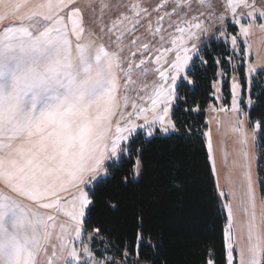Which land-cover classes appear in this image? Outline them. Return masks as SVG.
Wrapping results in <instances>:
<instances>
[{
  "label": "snow or ice",
  "instance_id": "obj_1",
  "mask_svg": "<svg viewBox=\"0 0 264 264\" xmlns=\"http://www.w3.org/2000/svg\"><path fill=\"white\" fill-rule=\"evenodd\" d=\"M199 4L211 8L208 0ZM227 6L245 37L253 24L241 23L239 7L251 9L250 21L257 12L264 19V9L248 0H228ZM109 7L100 0L101 12ZM162 7L149 11L134 3L129 14L119 11L128 9L120 4L117 17L105 23L86 21L78 0H0V264H127L117 259L127 250L97 256L81 240L84 218L95 206L89 186L108 177L109 162L130 154L138 134L178 131L170 113L179 89L194 82L196 60L207 63L197 42L208 25L196 16L183 21L187 27L174 23L176 9L185 7L175 0L164 28ZM140 26L146 33L137 36ZM258 27L264 31V23ZM230 40L235 52L238 37ZM225 55L215 64L230 62L232 56ZM232 79L233 131L241 137L242 160L233 162L238 179L230 169L229 191L220 192L230 197L224 205L226 264H234V252L238 264H264V196L259 205L257 199V183L264 182L253 179L254 157L237 107L240 85ZM204 136L213 160L211 131ZM140 168L137 159V174ZM60 216L66 219L57 223Z\"/></svg>",
  "mask_w": 264,
  "mask_h": 264
},
{
  "label": "trees",
  "instance_id": "obj_2",
  "mask_svg": "<svg viewBox=\"0 0 264 264\" xmlns=\"http://www.w3.org/2000/svg\"><path fill=\"white\" fill-rule=\"evenodd\" d=\"M234 26L232 32H236ZM206 64L195 61L194 81L179 89L172 109L178 131L134 137L130 154L112 166L108 177L89 186L94 207L87 212L84 237L94 234L92 248L97 256L118 250L127 264H226L224 229L227 212L222 205L204 136L206 111L215 102L213 83L226 69L222 84L224 104L232 92L230 77L237 73L243 97L248 89L244 65L233 67L235 54L224 40L212 39L202 48ZM230 62L215 64V60ZM247 105L241 101L250 123L259 125L257 173L264 182V70L252 78ZM142 149V151H137ZM141 168L136 174V161ZM260 191L264 194V183ZM114 205L115 207H111ZM95 229H100L97 233ZM236 264V263H235Z\"/></svg>",
  "mask_w": 264,
  "mask_h": 264
},
{
  "label": "rangeland",
  "instance_id": "obj_3",
  "mask_svg": "<svg viewBox=\"0 0 264 264\" xmlns=\"http://www.w3.org/2000/svg\"><path fill=\"white\" fill-rule=\"evenodd\" d=\"M104 2L108 3L110 5V7L108 9H105L103 12H101V10L99 8L100 0H78L79 6L82 7V14H83L85 20L86 21L96 20V21H102L105 23H109L112 19H115L117 17L118 10H117L116 6L120 5V4L128 5V9H119V11H128L129 14H131V12H130L131 5L134 3L141 5V7H147L149 9V11H152L153 9L158 8L159 6L163 5V7L159 11V15L165 16V19L163 22V27L167 28L168 23H169V18L167 15H165V13L172 12L173 8L175 7V0H167V2H166V0H104ZM183 2L185 4V7L176 9L175 14L172 16V21L174 23L180 22V26L187 27V24L184 23L183 21L191 20L193 16H196V17L202 19L203 22L208 25L209 30L207 33L203 34L201 36L200 40L197 42L198 46L201 49L210 40L217 39V40H224L227 43H229L230 48L233 51L230 37L232 35H236L238 37L237 46H236L235 52H233L235 54V59L233 60V67H234V69H236L240 65H244L245 75H246L247 84H248V89H247L248 93H247L246 102L248 100L247 104L248 105L251 104L252 100L249 98V89L251 86L253 76L256 74V72L258 70H261L264 68V51L262 50L263 48L261 46H257L256 43H254L255 47L253 48V53L251 54L250 50L246 48V45L248 44V46H251L253 44V41L255 42L254 37H250L252 35L251 34L252 31L253 32L255 31V33H260L262 35V37H264V31H262L258 27L259 24L264 23V19H261L259 16V12H257L256 18L254 20L250 21L247 17V12L251 9L245 8V7H239L237 9L236 15H237V18L240 19L241 23H243L245 26H247L248 23L253 24V27L250 29L248 36L245 37L244 35L241 34L240 31L238 32V30H240V29H238V27L240 28V24L235 23V21L233 20L232 13L227 6L228 0H208V4L211 5V8H209L207 5H205L203 7L200 6L199 0H183ZM89 4H91L92 7H88ZM248 4L249 5H255V8L257 10L264 9V0H248ZM209 12L212 13L211 16L208 15ZM201 14H204V15L201 16ZM221 15H223V17H224V19L222 21L218 19V17ZM152 19H153V29H154L156 27V24H155L156 16L153 15ZM234 26L237 28L236 32H232V28ZM217 29H219L220 31H224L226 33V36H221L219 31H217ZM97 30H98V27H97ZM172 31L174 32L175 30L173 29ZM193 31H195V29H193ZM145 33H146V26H140L137 28L135 35L140 36V35L145 34ZM148 39H150V37H146L145 42H147ZM260 40H262V39L260 38ZM258 41H259V39H258ZM262 41H264V40H262ZM125 43H127V40L125 41ZM258 44H259V42H258ZM132 50H134V49H132ZM125 55H130V52H126ZM139 59H140V56H139V54H137V56L135 57V60L137 63H138ZM250 66L254 67L255 71L249 72L248 69ZM221 73H223L222 70L219 72V75H220L219 78H221V79H219L215 83V92H218L217 88L221 90V86H222L224 76H225V73H223L222 75H221ZM233 77H235V82L240 85L237 73H234L231 75V84L233 82V79H232ZM150 79H151V77H150ZM239 91H241L240 87L237 89V103L239 101ZM174 105H175V103H174ZM174 105H173V107H174ZM173 107H172V109H173ZM172 109H171V113H170L171 115H172ZM250 128H255V125H254V127L251 126ZM208 131H211L212 141L214 139H216L215 135H213V127L211 125L209 126ZM232 134H233V137H229V140H228L229 145L234 140V133H232ZM252 134H254V133H252ZM235 137L237 139H236V142L234 144V149H233L232 153L235 156V158L238 159V161H241L242 158H241L240 152H241L242 145L240 144V140H239L240 135L235 134ZM247 150L252 155L251 141L249 138H248ZM256 154H257V149H256ZM257 160H258V154H257ZM224 169H225V167L222 168V173H221V169L219 172V173H221L220 175L222 178L221 179L222 182L225 181L223 184H221V186H219V189H218L219 195H220L221 191H224L226 194L229 191V188L226 184V177L223 176V170ZM136 174H137V171H136ZM238 177H239V174H236L235 179H238ZM253 177L255 178L256 181H259L257 169H255ZM262 196H264V194L261 193L260 184L257 183L258 205H259L260 198ZM220 197L222 200L223 207L225 204L229 203L230 197H227V196H220ZM225 210L227 212V209H225ZM64 219H66V218L63 216L58 217L57 223L63 221ZM83 229H84V225H83ZM84 235H85V233L83 231L82 235H81V240L84 243L88 244L89 247L93 251L92 241H93L94 234L90 233V234L86 235L85 237H84ZM79 244H80V242L77 241V247H79ZM106 256L110 258L109 255H106Z\"/></svg>",
  "mask_w": 264,
  "mask_h": 264
},
{
  "label": "crops",
  "instance_id": "obj_4",
  "mask_svg": "<svg viewBox=\"0 0 264 264\" xmlns=\"http://www.w3.org/2000/svg\"><path fill=\"white\" fill-rule=\"evenodd\" d=\"M5 23H7V21H5ZM238 29H240V28L238 27ZM239 31L240 30H238V32ZM251 34L252 35L250 37H254L255 42L253 41V44L251 46H248V44L246 43L247 44L246 48L249 49L250 53L252 54L253 48L255 47L254 43H256V45L261 46L263 48L262 50L264 51V41H262V40H264V37H262V35L260 33H255V31L254 32L252 31ZM260 38L262 40H260ZM258 39H259V41H258ZM258 42H259V44H258ZM232 74H234V73H232ZM219 76L220 75L218 74V79L213 83V91H214L213 97L215 99V102L210 104L207 108V111H206L207 128H206L205 132L208 131L210 125L213 127V135H215V137H216V139H214L212 141V146H213L212 157H213V160L215 162V169H216V171L214 172V175H215L217 185L221 186V184H223L225 181L222 182V180H221L222 178L220 175L221 173H219V172H220V169L222 171V168H224V167L229 168L231 166L230 165L231 160L228 157V153L231 152V154L233 155L232 151L234 149V144H235L236 139H237L235 137V134H238V133L233 131V128L236 125V114H234L232 112V96H231V100H230L229 104L225 105L224 104V95L222 92V86H221V90H219L218 92H215L214 85L219 79H221V78H219ZM238 78H239V76H238ZM230 84H231V77H230ZM240 88H241V91H239V101L237 103V107L240 110L239 111V118L241 120H243V130H244V132L247 133L248 138L251 141L252 155L254 157L252 159L251 166L253 167L252 168V174L254 176V171H255V169H257V163H258V160H257L258 151L256 154V149H257V138H258V133H259V127H257L258 124H256V123L253 125L250 123L248 115H247L245 109H243V107H242L241 101L244 97L242 94L241 84H240ZM247 93H248V90L246 91V97L244 98L245 102L247 99ZM249 98H250V95H249ZM247 102H248V100H247ZM247 102H246V104H247ZM221 108L227 109V111L226 112L218 111ZM254 125H255V128H250L251 126L254 127ZM232 133H234V140L232 141V145L230 146L228 140H229V137H233ZM252 133H254V134H252ZM205 139H206V144H207V138L205 137ZM240 139H241V137H240ZM233 158H235L234 155H233ZM213 160H210L211 164H212V169H213ZM253 179L255 180L254 177H253ZM219 186H217V189H219ZM226 227H227V222H226L225 228ZM234 253H233V255H235L234 256V264L235 263L238 264V262H239L238 252H234Z\"/></svg>",
  "mask_w": 264,
  "mask_h": 264
},
{
  "label": "bare ground",
  "instance_id": "obj_5",
  "mask_svg": "<svg viewBox=\"0 0 264 264\" xmlns=\"http://www.w3.org/2000/svg\"><path fill=\"white\" fill-rule=\"evenodd\" d=\"M231 145H232V142L230 143V146ZM228 157L231 160V164H230L231 166L229 168L225 167V169L223 170V176L226 177L227 174L229 173V170L231 169L232 170V178L235 179V175L239 174V170H238V168H233V162L234 161L238 162V160L236 158H233V155L231 154V152L228 153ZM221 173H222V171H221Z\"/></svg>",
  "mask_w": 264,
  "mask_h": 264
}]
</instances>
